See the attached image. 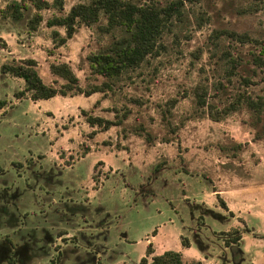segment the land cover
<instances>
[{
	"label": "rangeland",
	"instance_id": "obj_1",
	"mask_svg": "<svg viewBox=\"0 0 264 264\" xmlns=\"http://www.w3.org/2000/svg\"><path fill=\"white\" fill-rule=\"evenodd\" d=\"M86 1L64 0V11ZM181 1L154 54L104 93L15 99L22 81L0 73V264H136L148 243L188 264H264V113L227 109L264 97V0ZM42 14L32 35L0 18V64L31 58L58 86L49 65L64 62L82 87L100 84L87 55L120 31L98 28L102 17L53 47L52 11ZM81 110L122 123L90 135ZM233 229L242 256L221 239Z\"/></svg>",
	"mask_w": 264,
	"mask_h": 264
},
{
	"label": "trees",
	"instance_id": "obj_2",
	"mask_svg": "<svg viewBox=\"0 0 264 264\" xmlns=\"http://www.w3.org/2000/svg\"><path fill=\"white\" fill-rule=\"evenodd\" d=\"M182 5L181 0H166L160 6L155 4L137 5L130 0H87L72 4L65 12L64 0H7L4 6L0 7V18L12 24L23 25L25 32L29 35L37 33L44 20L42 11H52V14L45 20V26L51 29L50 38L53 47L65 44L81 25L91 27L97 24L102 17L106 22L102 26L97 24L98 28L111 34L117 29L120 32L106 49L87 55L90 73L104 78L100 84L82 87L71 67L64 62L49 65L51 74L63 82L58 86L54 85V83L57 84V80H54L53 83H46L36 69L35 60L31 58L2 62L0 73L8 78H16L22 81V87L13 92L15 99L28 98L31 101H38L57 95L65 97L81 94L88 97L96 92L104 93L111 89L110 85L116 79L138 68L148 55L154 54L160 43L159 39L162 33L170 29L173 21L180 16ZM59 29H63V35ZM229 64L231 67L234 66L232 61H229ZM202 90L201 87H197L195 92L198 107L207 105ZM240 104H245L248 109L255 113H264V97H258L255 100L247 95L238 96L236 103L227 109L228 111H235ZM5 105L6 102L0 100V109ZM81 114L89 127H95L90 135L122 123V119L110 120L101 116H93L86 110H81ZM211 117L213 120H219L218 116L211 115ZM158 170L157 164L151 172L156 174ZM216 198L219 199L221 207L227 210L226 203L218 193ZM100 225V227L104 226L102 222ZM220 236L224 245L229 247L232 253L236 252L237 255H243L241 246L238 244L241 240L239 230L233 229L229 232H223ZM180 243L183 247H188L189 239L186 236H180ZM49 264H54V261L51 260ZM96 264L104 263L98 260ZM110 264L129 263L120 261ZM136 264L188 263L184 262L180 251L166 249L160 253H154L152 244L148 243L145 254L139 258ZM191 264H201V262L197 260Z\"/></svg>",
	"mask_w": 264,
	"mask_h": 264
},
{
	"label": "crops",
	"instance_id": "obj_3",
	"mask_svg": "<svg viewBox=\"0 0 264 264\" xmlns=\"http://www.w3.org/2000/svg\"><path fill=\"white\" fill-rule=\"evenodd\" d=\"M52 98H53V97H52ZM78 161H79V160H78ZM69 166H71V165H69ZM180 227H181L180 230L182 231L183 224H181ZM181 231H179L178 236L182 234ZM180 233H181V234H180ZM153 237H154V236H152V239H153ZM152 239H151V241H153ZM148 240H149V239H146V241H148ZM152 243H153V242H152ZM190 244L195 245V243H193V242L190 243ZM195 246H196V245H195ZM196 247H197V246H196ZM155 253H160V252H156V251H155ZM97 256H98V253L96 254V257H97ZM198 261H200V260H198ZM136 262H137V261H136ZM136 262H135V263H136ZM201 264H202V263H201Z\"/></svg>",
	"mask_w": 264,
	"mask_h": 264
}]
</instances>
